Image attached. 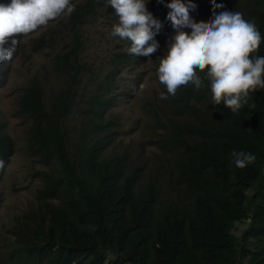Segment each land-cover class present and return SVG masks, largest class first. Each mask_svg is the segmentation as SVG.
Listing matches in <instances>:
<instances>
[{
  "label": "trees",
  "instance_id": "1",
  "mask_svg": "<svg viewBox=\"0 0 264 264\" xmlns=\"http://www.w3.org/2000/svg\"><path fill=\"white\" fill-rule=\"evenodd\" d=\"M183 2L197 22L210 21L216 4L224 6L217 14L242 13L261 34L250 57L264 56V0ZM168 3L146 5L163 25L152 54L159 63L174 35ZM70 4V14L65 10L30 36H18L12 60L0 64V88L20 56L28 60L46 52L58 74V89L48 90V75L35 73L18 100L30 122L40 206L9 230L0 264H264V89L250 92L248 103L233 114L223 103L213 105L206 78L200 89L189 83L175 96L167 94L155 66L159 90L147 103L155 131L150 144L168 165L167 185L145 173L147 161L127 152L107 153L118 133L117 119L108 118L115 87L124 71L141 66L146 57L129 54L131 42L112 35L119 19L107 0ZM100 37L117 45L95 72L85 51L89 45L98 49ZM206 72L197 75L204 78ZM139 86L131 82L123 88L133 97ZM234 151L253 154L255 161L237 168ZM13 154L14 142L0 123V181ZM163 183L173 196H163ZM245 222L248 227L237 234Z\"/></svg>",
  "mask_w": 264,
  "mask_h": 264
},
{
  "label": "clouds",
  "instance_id": "2",
  "mask_svg": "<svg viewBox=\"0 0 264 264\" xmlns=\"http://www.w3.org/2000/svg\"><path fill=\"white\" fill-rule=\"evenodd\" d=\"M163 3V0H160ZM115 10L119 23L113 27V36L131 42L129 54L150 57L159 49L155 39L163 25L147 10L145 0H107ZM174 35L167 45V54L161 57L158 79L166 86L167 94L175 96L177 89L189 83L197 89L204 87V79L210 81L213 105L221 103L237 114L248 103L250 92L264 89V56L250 57L258 50L261 34L255 22L246 21L243 14L221 11L222 4L213 8L210 21L199 22L189 15L183 0H170ZM65 10L74 8L70 0H10L0 3V64L10 61L19 43L17 37L27 35ZM185 29H190L186 31ZM30 36V34H29ZM28 36V37H29ZM206 72V77L197 75ZM161 99L168 95L160 94ZM237 168L243 169L255 161V156L245 152H233ZM4 161L0 160V168Z\"/></svg>",
  "mask_w": 264,
  "mask_h": 264
},
{
  "label": "rangeland",
  "instance_id": "3",
  "mask_svg": "<svg viewBox=\"0 0 264 264\" xmlns=\"http://www.w3.org/2000/svg\"><path fill=\"white\" fill-rule=\"evenodd\" d=\"M145 2L147 3V0ZM86 33L89 39L93 38V30H88ZM155 39L161 42L160 38L155 37ZM99 45L98 49L89 45L85 51V57L95 72L100 68L102 56L117 44L109 37L102 39L100 37ZM158 65L157 56L151 55L146 57L141 66H133L131 70L124 71L120 77L114 91L117 94L116 104L108 116L110 119H117L118 133L116 141L107 153L127 152L132 158L147 161L148 167L145 173L157 176L168 185L170 172L163 153L150 144L155 131L149 120L147 103L159 90V84L155 79V66ZM10 66L11 71L6 83L0 88V123L4 124V132L14 142V154L0 181V252L7 250L4 242L17 220L40 206L36 197V188H40L41 181L39 177L33 178L32 169L35 163L29 149L30 122L21 115L18 100L22 95L23 87L30 85V80L35 73L48 75V90L58 89V74L54 71L52 57L46 52L30 57L28 60H25V56H20L13 60ZM131 82L140 83L133 97L123 88ZM160 163L164 165L163 168H158ZM165 184L162 187L163 196H173V192L168 191ZM246 227H248L247 222L238 224L236 233L240 234Z\"/></svg>",
  "mask_w": 264,
  "mask_h": 264
}]
</instances>
